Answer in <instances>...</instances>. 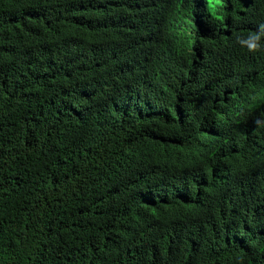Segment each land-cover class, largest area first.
Instances as JSON below:
<instances>
[{"label":"trees","instance_id":"1","mask_svg":"<svg viewBox=\"0 0 264 264\" xmlns=\"http://www.w3.org/2000/svg\"><path fill=\"white\" fill-rule=\"evenodd\" d=\"M262 23L264 0H0V264H264V38L238 40Z\"/></svg>","mask_w":264,"mask_h":264},{"label":"clouds","instance_id":"2","mask_svg":"<svg viewBox=\"0 0 264 264\" xmlns=\"http://www.w3.org/2000/svg\"><path fill=\"white\" fill-rule=\"evenodd\" d=\"M264 38V23L259 25V30L253 33H250L246 38H238L239 43L247 47L250 52H255L260 49L261 39ZM200 56V55H199ZM258 92L259 95H255ZM253 93V94H252ZM241 99L242 101L252 100L253 105L257 108H264V70L260 73L254 75L253 84L251 85L250 91L245 89L241 90ZM236 109V108H234ZM229 117L232 116V113L228 114ZM213 131V130H212ZM221 128L217 127L216 132H220ZM215 132V131H214ZM208 134V132H207ZM218 141V140H217ZM217 144V143H216ZM227 144V143H226ZM220 145V144H219ZM205 149V148H204ZM218 149V147H217ZM224 149V148H223ZM230 152V151H229ZM194 157V156H193ZM203 157V156H202ZM209 157V156H208ZM216 157V156H215ZM199 158V157H198ZM204 158V157H203ZM222 159V158H221ZM226 159V158H225ZM198 160V159H197ZM217 160V159H216ZM215 160V161H216ZM214 161V162H215ZM229 162V160H227ZM232 161V160H231ZM236 161V159H235ZM237 162V161H236ZM186 163V162H185ZM197 163V162H196ZM190 164V163H189ZM195 167V166H194ZM215 171V170H214ZM221 173V172H220Z\"/></svg>","mask_w":264,"mask_h":264}]
</instances>
